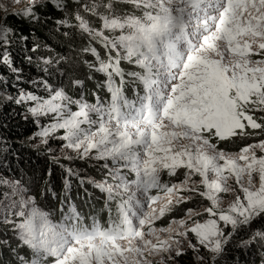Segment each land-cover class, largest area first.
Masks as SVG:
<instances>
[{
	"label": "snow or ice",
	"instance_id": "1",
	"mask_svg": "<svg viewBox=\"0 0 264 264\" xmlns=\"http://www.w3.org/2000/svg\"><path fill=\"white\" fill-rule=\"evenodd\" d=\"M17 118L60 171L0 132V264H264V0H0Z\"/></svg>",
	"mask_w": 264,
	"mask_h": 264
},
{
	"label": "trees",
	"instance_id": "2",
	"mask_svg": "<svg viewBox=\"0 0 264 264\" xmlns=\"http://www.w3.org/2000/svg\"><path fill=\"white\" fill-rule=\"evenodd\" d=\"M18 26L23 27L24 25ZM41 37V40H43V33H38ZM15 55V54H14ZM19 58V57H17ZM34 71V70H33ZM91 83L86 85L85 91L87 93L88 89L91 88ZM31 125L25 124L23 121H20L19 118L16 119V121L13 123V126L11 129H0V132H3L6 134L7 139H9L12 142V147L16 151L17 155L20 157L19 160L13 159L12 163L13 165H18L17 171L19 169H25L22 165L27 163L28 168L27 169H37V172L40 171L47 172L49 168L52 169V161H49L45 158V156H42L41 154L36 153L35 151H30L29 147L27 146V143H21L25 140V138L31 134ZM31 171V170H29ZM58 173V170H56ZM95 177L99 174L96 170L91 173ZM97 192V191H95ZM103 199L100 198V200L96 203V208L99 210L100 207H102ZM88 210L86 211V213ZM99 214V219L103 223L106 219V214Z\"/></svg>",
	"mask_w": 264,
	"mask_h": 264
},
{
	"label": "rangeland",
	"instance_id": "3",
	"mask_svg": "<svg viewBox=\"0 0 264 264\" xmlns=\"http://www.w3.org/2000/svg\"><path fill=\"white\" fill-rule=\"evenodd\" d=\"M86 92V91H85ZM27 146L29 147V145L27 144ZM29 150L30 151H34L33 149H31L30 147H29ZM42 156H45V158L47 159V160H49V158H48V156L47 155H42ZM50 161V160H49ZM61 162H64V161H61ZM24 168H26V170H32V169H27L28 168V166H27V163L26 164H23L22 165ZM52 170L54 171V173L57 175V177L59 176V168H58V165L56 164V163H54V162H52ZM74 167H81L82 169H85L86 170V172H87V175L88 176H91V177H94V178H96V179H100V175L98 174L97 175V177H95L94 175H92L91 173L92 172H94L96 169L95 168H89V167H87L86 165H81L79 162H77L75 165H73ZM36 171H37V169H35ZM56 170H58V173L56 172ZM29 174H31V171H29ZM74 183V185H75V181L73 182ZM88 189H89V191H93L94 193H95V195H97V196H100V193L97 191V190H95V189H93L92 188V186L91 185H88V184H86L85 185ZM95 191H97V192H95ZM73 195L75 196V187H74V190H73ZM101 198H102V196H101ZM103 199V198H102ZM78 203H81V202H79L78 201ZM88 209H84V211H85V213H86V211H87Z\"/></svg>",
	"mask_w": 264,
	"mask_h": 264
}]
</instances>
